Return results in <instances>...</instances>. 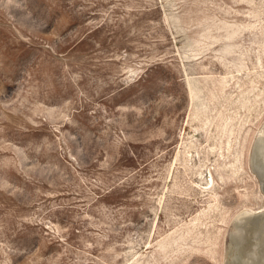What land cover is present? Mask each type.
Segmentation results:
<instances>
[{
    "label": "rangeland",
    "instance_id": "obj_1",
    "mask_svg": "<svg viewBox=\"0 0 264 264\" xmlns=\"http://www.w3.org/2000/svg\"><path fill=\"white\" fill-rule=\"evenodd\" d=\"M263 124L264 0H0V264H224Z\"/></svg>",
    "mask_w": 264,
    "mask_h": 264
},
{
    "label": "bare ground",
    "instance_id": "obj_2",
    "mask_svg": "<svg viewBox=\"0 0 264 264\" xmlns=\"http://www.w3.org/2000/svg\"><path fill=\"white\" fill-rule=\"evenodd\" d=\"M249 166L264 196V124L253 138ZM224 255V264H264V208L244 211L235 218Z\"/></svg>",
    "mask_w": 264,
    "mask_h": 264
},
{
    "label": "water",
    "instance_id": "obj_3",
    "mask_svg": "<svg viewBox=\"0 0 264 264\" xmlns=\"http://www.w3.org/2000/svg\"><path fill=\"white\" fill-rule=\"evenodd\" d=\"M251 170H252L253 173H255L254 170H253L252 168H251Z\"/></svg>",
    "mask_w": 264,
    "mask_h": 264
}]
</instances>
